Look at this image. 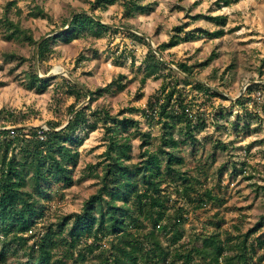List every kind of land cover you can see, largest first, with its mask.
<instances>
[{
    "label": "rangeland",
    "instance_id": "obj_1",
    "mask_svg": "<svg viewBox=\"0 0 264 264\" xmlns=\"http://www.w3.org/2000/svg\"><path fill=\"white\" fill-rule=\"evenodd\" d=\"M216 1L145 0L143 4H151L154 11L130 18L126 17L120 1L106 10L94 11V15L113 28L102 38L87 32L69 44L60 40L52 42L46 61L39 64L41 74L47 75L59 66L60 73L68 72L91 91L105 87L118 75H125L127 89L97 101L89 100L91 110L88 113L104 106L112 115L123 112V116L140 122V132L150 135L145 138L150 144L143 147L141 135L132 139V164H140L146 159L145 150L153 153L161 147L183 158L184 165L178 170L194 185L197 193L190 192V196H186L182 181L175 175L162 186L168 215L180 214L185 219L180 226L183 239L176 245H172L170 236L158 233L163 246L172 251L165 264H180L174 253H187L200 246L205 237L220 234L223 241L231 239L235 242L258 225L248 243L254 249L250 264H264V247L256 241L258 237L264 240V191L260 188L264 186V84L260 83L264 82V75H260L264 59V0H242L222 8L216 6ZM90 9L88 0H0V110H4L2 117H8L7 113L13 115L8 120H1V124L32 129L45 128L49 121H57L64 126L70 118L68 107L76 101L74 96L66 94V79L71 81L66 76L52 77L55 79L50 87L41 94L26 88L31 66L35 65L36 46L7 38L6 15L14 22H20L39 41L64 29L65 21L74 13L86 11L91 14ZM39 10L48 18L30 16ZM218 15L227 17L225 32L220 38L198 32L200 29L218 30L219 27L206 18ZM196 16L199 18L194 19ZM123 26L150 38L157 47L170 40L176 27L182 26L184 32L198 33L196 40L165 51L163 58L174 66L186 63L193 67L195 79L217 91L220 97L214 96L212 91L207 93L199 91L195 85H186L184 77L168 70L163 78H151L141 85L149 47L146 42L129 35L130 31ZM5 55H16V59L5 61ZM251 82L257 83L251 85ZM164 83L170 87L176 85L195 116L194 139L183 136L181 126L173 130L179 143L177 149L163 146L161 125L149 123L142 112H127L132 108L145 109L149 98L159 94ZM246 86L242 104H235ZM104 136L105 130L99 124L80 147V161L73 171L75 183L71 188L50 186L51 199L45 203V217L37 226L36 234L55 225L62 217L80 213L85 202L102 187L100 177L107 150ZM90 165L96 166L94 176H88L92 172ZM207 191L219 201H208L204 197L206 204L199 206L198 200ZM140 223V233L152 230L150 221L142 219ZM111 240L107 238L101 242L102 248L108 249ZM101 250H94L93 254L86 252L87 260L80 264H101L98 257ZM75 253L77 257V250ZM26 261L20 251L16 256L9 254L4 264ZM66 264H72V261L68 260ZM193 264L203 263L196 258Z\"/></svg>",
    "mask_w": 264,
    "mask_h": 264
},
{
    "label": "trees",
    "instance_id": "obj_2",
    "mask_svg": "<svg viewBox=\"0 0 264 264\" xmlns=\"http://www.w3.org/2000/svg\"><path fill=\"white\" fill-rule=\"evenodd\" d=\"M120 1L126 17L129 18L136 14L143 15L154 11L151 4H143L145 0H88L91 4V14L95 17L97 16L94 15V11L106 10ZM241 1L217 0L216 6L230 7ZM85 12L76 15L69 28L40 44V65L46 61L52 42L60 40L69 44L85 36L87 32L96 38H102L107 31L113 29ZM30 16L48 18L42 10L37 13L32 12ZM97 18L102 21L100 17ZM198 18L199 16L194 17V19ZM206 18L214 22L219 29L214 32L200 29L198 32L212 38H220L225 32L227 17L218 15ZM4 24L9 40L27 42L34 47L37 45L38 41L34 39L31 31L25 29L20 22H14L6 15ZM67 25L68 19L62 28ZM123 28L126 29L124 26ZM175 32L168 42L158 46L161 54L199 37L196 32H184L182 26L176 27ZM128 33L136 40L146 42L149 47L141 85H145L151 78L156 80L163 78L167 70L177 75L176 71L169 69L158 59L151 45L143 37ZM11 59H16V55H5V61ZM206 64L208 62L204 65ZM176 66L186 75L196 78L193 67L186 63ZM260 75L261 77L264 75V59L261 63ZM27 78L26 88L38 94L46 92L55 79L39 77L35 65L31 66ZM66 82V94L76 98L75 103L68 107L71 116L88 98V94L73 82L67 79ZM184 82L186 85H195L199 91L207 93L212 91L214 96L220 97L217 91L200 81L193 82L184 78ZM127 83L125 75H118L108 85L98 87L95 91L85 87L89 91L90 100L97 101L105 95L124 92ZM172 86L164 83L160 93L149 98L145 109L132 108L127 112L130 114L142 112L149 123L161 125L163 146L177 149L179 143L175 140L173 130L181 126L183 136L194 139L195 116L186 103L183 93L176 85ZM138 97L142 98V94ZM241 102L242 97L237 99L235 104L240 105ZM90 110L88 105L77 112L69 124L60 131H45V140L39 137V133L43 131L40 127L14 131L0 130V264L6 263L9 254L16 256L20 251L22 258L27 260L23 264H66L68 260H71L72 264H80L87 260L86 252L93 254L94 250L99 249H102L98 254L101 264H165L172 251L169 247L163 246L158 233L170 236L173 246L183 239L184 233L180 226L185 219L180 214L173 217L168 215L167 199L162 196V186L174 175L182 181L186 196H190V192L197 193L194 185L178 170L184 165L183 158L174 151L168 152L161 147L153 153L145 150L143 155L146 159L140 164L130 163L133 151L132 139L141 135L144 137V147L150 144L145 140L150 135L141 133L140 122L132 117L123 116V112L112 115L104 106L89 114ZM7 114L8 117H2L4 110H0V122L13 116ZM47 124L52 129L62 127L57 121H49ZM99 124L105 130L104 141L107 145L104 153V168L100 177L102 187L85 202L80 213L62 217L55 225H50L42 233L36 234L37 226L45 217V203L51 199L48 193L50 186L61 185L63 189H67L74 185L73 171L79 165V149L89 134L98 129ZM0 127L6 128L8 125L0 123ZM163 165L165 171L162 170ZM89 169H92V172L88 176H94L96 166L90 165ZM260 188L264 191V186ZM204 197L208 201H219L207 191L198 200L199 206L206 204ZM142 219L151 222L152 230L140 233ZM258 227L259 225L246 233L242 240L235 242L231 239L227 242L223 241L220 234L205 237L200 246L193 247L187 253L176 251L174 257L180 264H193L196 258L203 264H250L254 249L253 246L249 247L248 243ZM107 238L112 240L108 249H103L101 242ZM256 241L260 247H264L263 239L258 237ZM29 242H32L31 245ZM57 255L60 257L56 258Z\"/></svg>",
    "mask_w": 264,
    "mask_h": 264
},
{
    "label": "water",
    "instance_id": "obj_3",
    "mask_svg": "<svg viewBox=\"0 0 264 264\" xmlns=\"http://www.w3.org/2000/svg\"><path fill=\"white\" fill-rule=\"evenodd\" d=\"M78 14H81V12H76V13H74L72 15V17L68 20V25L64 29H60V30L55 31V32H53L51 34H48L47 36L41 38L38 41L37 45H36V50H35V66H36V71H37V74L39 75V77H41V78H52V77H55V76H66L68 79L71 80V82H73L74 84L78 85L81 89H83L88 94L87 100L75 109L74 113L70 116L68 122L64 126L58 128V129H52L51 127H49L48 124H46L45 125V128L47 130H49V131H60V130L64 129L69 124V122L71 121V119L73 118V116L77 112H79L80 110H82L83 108H85L88 105L89 100L91 99L88 89L82 83H80L76 78H74L73 76H71L68 72L60 73V72L52 71V72L48 73L47 75H43V74H41L40 65H39V46H40V44L44 40H46L47 38L52 37V36H55L58 33L64 31L67 28H69V26H70L73 18L76 15H78ZM85 14H87V15H89L91 17H95V16H93L92 14H90L88 12H85ZM95 19L97 21H100L102 24L108 25V24L102 22L101 20H99L97 17H95ZM127 30L130 31V32H132V33H134V34H136V35H138V36H140V37H143L144 39H146L147 42L151 45L154 53L158 56V59L160 61H162L164 64H166L168 67H170L171 69H173L174 71H176L179 75H181L182 77H184V78H186V79H188L190 81L199 82L197 79H195L193 77H190V76L186 75L185 73H183L182 71H180L176 66H174V65L168 63L167 61H165L164 58H163V55L158 51V47L155 46V44L153 43V41L150 38L146 37L145 35L139 34V33L135 32V31H132V30H129V29H127ZM254 83H257V82H251V85L254 84ZM260 83L261 84H264V82H260ZM247 86L242 89L241 93L239 94V96L235 100H237V99H239L240 97L243 96V94L247 90ZM22 128L23 127H12V128L11 127H6V128H0V130H13L14 131V130L22 129Z\"/></svg>",
    "mask_w": 264,
    "mask_h": 264
},
{
    "label": "built area",
    "instance_id": "obj_4",
    "mask_svg": "<svg viewBox=\"0 0 264 264\" xmlns=\"http://www.w3.org/2000/svg\"><path fill=\"white\" fill-rule=\"evenodd\" d=\"M42 129H43V131H41V132L39 133V137H40L41 140H45L44 132L47 131V129H46V128H42Z\"/></svg>",
    "mask_w": 264,
    "mask_h": 264
},
{
    "label": "bare ground",
    "instance_id": "obj_5",
    "mask_svg": "<svg viewBox=\"0 0 264 264\" xmlns=\"http://www.w3.org/2000/svg\"><path fill=\"white\" fill-rule=\"evenodd\" d=\"M60 69H61V68H60L59 66H55L53 71H55V72H59Z\"/></svg>",
    "mask_w": 264,
    "mask_h": 264
}]
</instances>
